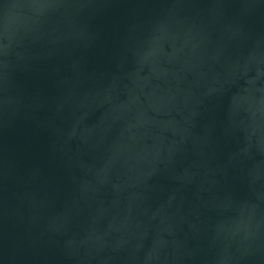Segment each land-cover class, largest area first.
<instances>
[{
    "label": "water",
    "instance_id": "95a60500",
    "mask_svg": "<svg viewBox=\"0 0 264 264\" xmlns=\"http://www.w3.org/2000/svg\"><path fill=\"white\" fill-rule=\"evenodd\" d=\"M0 264H264V0H0Z\"/></svg>",
    "mask_w": 264,
    "mask_h": 264
}]
</instances>
